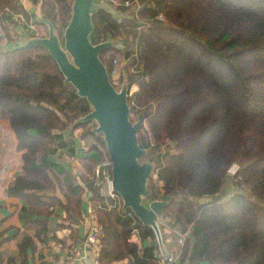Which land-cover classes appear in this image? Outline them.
Here are the masks:
<instances>
[{
	"label": "trees",
	"instance_id": "obj_1",
	"mask_svg": "<svg viewBox=\"0 0 264 264\" xmlns=\"http://www.w3.org/2000/svg\"><path fill=\"white\" fill-rule=\"evenodd\" d=\"M28 1L39 5L43 19L66 26L72 0ZM99 2L89 40L120 44L102 49L99 58L109 77L116 62L124 70L120 86L135 88L127 100L136 119L142 114L140 161L154 164L147 185L154 199L168 200L163 221L189 234L178 264H264V0ZM103 3L128 14L116 17ZM15 16L31 19L20 0H0V20ZM89 111L46 49L0 50V118L8 120L24 170L6 190L25 200L26 218L43 216L31 221L43 227L57 205L79 215L88 191L103 230L99 264H158L150 226L119 198L101 194L105 169L110 175L102 135L90 121L74 123ZM78 128L103 150L93 146L84 172L73 173L50 157L57 149L75 154ZM18 247L24 261L33 242L24 236Z\"/></svg>",
	"mask_w": 264,
	"mask_h": 264
},
{
	"label": "water",
	"instance_id": "obj_2",
	"mask_svg": "<svg viewBox=\"0 0 264 264\" xmlns=\"http://www.w3.org/2000/svg\"><path fill=\"white\" fill-rule=\"evenodd\" d=\"M99 6L97 0H72L70 17L62 35L52 22L35 16L38 23L46 25V36L26 37L19 42L0 46V50L28 46L46 49L63 75L64 82L69 83L76 94L84 97L90 105V111L74 123H96L92 131L101 134L104 141L112 192L120 198L124 209H130L140 223L153 230L155 239L150 242V246H161L157 219L162 215L168 200L153 199L152 190L147 185L154 164L140 161L146 154L137 138L142 114L138 115L136 121L131 120L127 84L122 83L116 89L99 58L102 49L120 44L111 39L97 44L89 40L93 29L92 15Z\"/></svg>",
	"mask_w": 264,
	"mask_h": 264
},
{
	"label": "crops",
	"instance_id": "obj_3",
	"mask_svg": "<svg viewBox=\"0 0 264 264\" xmlns=\"http://www.w3.org/2000/svg\"><path fill=\"white\" fill-rule=\"evenodd\" d=\"M20 1L29 12L31 17L29 21H31L37 16V12L32 8L35 5H32L28 0ZM14 20H19L18 22L24 21L23 18L15 16L11 19L10 23L16 24L17 22H14ZM19 34V41L25 36L31 37L29 34ZM6 36L4 32H0V45H7L9 40H7ZM77 130L73 133L75 154L70 155L64 149H57L55 154L50 157L53 161H58L66 170L73 173L77 171L80 173L84 172L83 165L80 164L78 166L77 164L85 161L84 159L89 157L94 151L90 150L88 155L84 153L83 150L85 149H82L83 146L79 143V140L86 139V137L81 138V132L78 135L76 133ZM54 132L59 133L57 130ZM69 132V129L65 130L63 132L64 136L67 137ZM20 154L21 152L17 149L16 138L6 119L5 122L0 123V264H52L64 259L68 254L72 259L71 264H99V254L97 255L94 249L84 244L86 235L92 228L97 226L94 214L89 213V209H92L89 201L90 193L85 191L83 194L79 215L73 213L67 215L62 206L57 205L48 216V224L45 227L39 224L36 225V223L31 221L43 219L44 217L33 214L31 217L28 216L26 218L24 216L25 211L23 210L26 205L25 200L9 194L6 190L15 176L24 174ZM95 174H98L97 171ZM55 193L63 202L61 193L59 191ZM101 194L109 196L104 195L103 188H101ZM116 197L118 196L115 195L111 198ZM26 214H28L27 211ZM157 223L161 235L166 241L175 240L181 242L179 243V248L185 236H189V234L183 235L178 233L177 230L172 229L163 221L162 215L158 217ZM24 236L31 238L33 249L27 248L25 257L23 256L25 260L23 261L18 246ZM132 240L140 244L137 235H133ZM176 250L177 261L180 263Z\"/></svg>",
	"mask_w": 264,
	"mask_h": 264
},
{
	"label": "rangeland",
	"instance_id": "obj_4",
	"mask_svg": "<svg viewBox=\"0 0 264 264\" xmlns=\"http://www.w3.org/2000/svg\"><path fill=\"white\" fill-rule=\"evenodd\" d=\"M99 1L100 0H97V2H99ZM25 3H27V2L25 1ZM103 5H105V7L108 10L112 11L114 13V16H116V17L120 18V16L128 14L127 11H125V12L116 11L115 7H112V6L108 5V4H104L103 3ZM32 8L37 12V18L41 17L40 16L39 5H35ZM18 21L19 20H16V21L14 20V22H17V23L16 24L13 23L14 24L13 25L11 23H7L4 19L0 20V32H4L7 35L6 36L7 40H9L7 42V44H13V43H16V41L18 42L19 41V39H18L19 37L18 36L20 35L19 33L29 34L31 37H43V36L47 35V27H46V25L42 24V23H38L35 19H32L31 21H28V22H25V23L22 20L20 22H18ZM54 25L58 29L59 34L62 35L64 27L59 25V23L54 24ZM2 45H0V46H2ZM9 47L10 46H8V48ZM122 74H124V70L116 62H114V68H113V70L111 72L110 79H111L112 82H115L114 85L117 88H120L119 87L120 86V78L122 77ZM134 89L135 88L132 87L130 89V91H129V94L132 93L134 91ZM130 118H131L132 121L136 120L134 114H130ZM5 120L6 119L0 118V123L1 122H5ZM88 126L94 127V126H96V123L94 121H90ZM81 129L82 128H78V130L76 131V133L78 135L81 132ZM79 143H81V145L83 146L82 149H85L83 151H84L85 154L87 153L86 155H88L90 153V150H95V149H93V146H96L101 151L103 150V147H102V145H101V143L99 141L95 140L93 142V139L91 137H88V136L86 137V139L79 140ZM103 158L105 159L104 166L108 167L109 161H108L107 155L105 153H103ZM87 162L88 161H82V162H79V164H77V165L79 166L80 164L87 163ZM236 169H237V165L233 164L228 170L229 174H233L236 171ZM98 170H99V167L97 166L96 167L97 173H98ZM103 173H104V178L101 179L99 181V183L101 184V188L104 189V193H105L104 195H109L110 196V194H109V190H110V188H109L110 187L109 186L110 176L108 175V170L105 169V171ZM153 176L155 177V175H153ZM230 182L231 181H227L225 189H224L226 191L227 195H230V193L233 192V187L230 184ZM160 184H161V182H160ZM114 196L115 195H113L111 197H114ZM114 199L117 200L118 197H116ZM161 239H162V247H164L168 251H171L175 255H176L175 250L177 248L176 252L179 253V249H180L179 248V243H181V242L175 241V240L166 241L165 238L162 235H161Z\"/></svg>",
	"mask_w": 264,
	"mask_h": 264
},
{
	"label": "built area",
	"instance_id": "obj_5",
	"mask_svg": "<svg viewBox=\"0 0 264 264\" xmlns=\"http://www.w3.org/2000/svg\"><path fill=\"white\" fill-rule=\"evenodd\" d=\"M112 83L113 85L115 84V82H112ZM109 186H110V181H109ZM109 194L110 196L115 195L112 192L111 188L109 190ZM89 213L93 214L92 209H89ZM102 233H103L102 228L99 226H95L89 231V233L86 235V238L84 240V244L87 247L94 249V252L97 255L99 254V250H100L99 238ZM155 247H156L158 264H178L177 256L174 253H172L171 251H168L167 249L162 247V245L161 246L157 245ZM71 262H72L71 256L68 254L64 259L53 262L52 264H71Z\"/></svg>",
	"mask_w": 264,
	"mask_h": 264
}]
</instances>
